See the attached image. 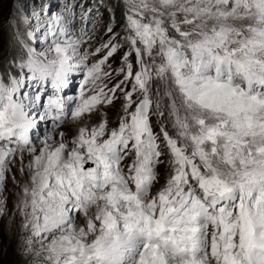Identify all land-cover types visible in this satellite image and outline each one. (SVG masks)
Returning a JSON list of instances; mask_svg holds the SVG:
<instances>
[{
	"label": "snow or ice",
	"instance_id": "1",
	"mask_svg": "<svg viewBox=\"0 0 264 264\" xmlns=\"http://www.w3.org/2000/svg\"><path fill=\"white\" fill-rule=\"evenodd\" d=\"M5 3L0 264H264V0Z\"/></svg>",
	"mask_w": 264,
	"mask_h": 264
},
{
	"label": "rangeland",
	"instance_id": "2",
	"mask_svg": "<svg viewBox=\"0 0 264 264\" xmlns=\"http://www.w3.org/2000/svg\"><path fill=\"white\" fill-rule=\"evenodd\" d=\"M34 2V0H25V3H31ZM8 8L9 5L7 3L4 4V19L0 20V39L6 40L7 39V28L4 24V21L7 19L8 15ZM56 11L57 9H53ZM88 27H91V25H88ZM114 111V110H113ZM14 245V242H12ZM22 258L15 252L13 246H9L8 248V254L4 257L5 264H21Z\"/></svg>",
	"mask_w": 264,
	"mask_h": 264
}]
</instances>
